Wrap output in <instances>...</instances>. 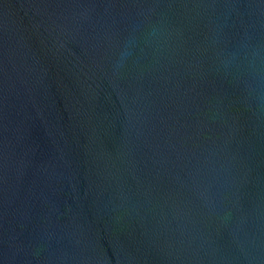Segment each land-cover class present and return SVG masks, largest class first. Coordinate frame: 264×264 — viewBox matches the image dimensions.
I'll use <instances>...</instances> for the list:
<instances>
[{
	"label": "water",
	"instance_id": "1",
	"mask_svg": "<svg viewBox=\"0 0 264 264\" xmlns=\"http://www.w3.org/2000/svg\"><path fill=\"white\" fill-rule=\"evenodd\" d=\"M0 264H264V0H0Z\"/></svg>",
	"mask_w": 264,
	"mask_h": 264
}]
</instances>
